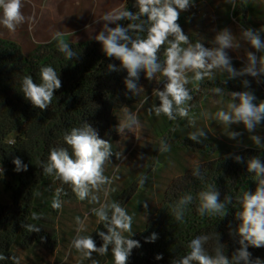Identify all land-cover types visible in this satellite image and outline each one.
Segmentation results:
<instances>
[{
  "label": "clouds",
  "instance_id": "1",
  "mask_svg": "<svg viewBox=\"0 0 264 264\" xmlns=\"http://www.w3.org/2000/svg\"><path fill=\"white\" fill-rule=\"evenodd\" d=\"M195 0H136L137 11L128 8H115L105 12L96 22L103 21L101 30L91 39L99 42L104 54L109 58L120 61V67L127 71L124 80L128 91L138 95L142 90L139 85L140 74L143 72L149 81L155 79L157 82L164 80L163 89H155L154 94L160 101L159 106L153 104L148 112L156 116L163 114L169 120L178 117L186 119L190 127L195 128L196 117L191 115L190 101L193 100L191 90L187 87L189 83L199 84L205 79L214 80L216 73L222 74L225 79L223 84L237 77H252L257 83L264 77V38L261 33L264 28L255 30L242 28L239 35H235L229 28L225 27L216 32L211 44L213 47H205L200 40L193 43L189 35H186L178 23L181 11L188 10ZM23 0H0V25L11 32L25 23L26 17L22 12ZM120 21H129L122 26ZM110 24L115 25L109 27ZM146 32V36L142 33ZM61 32H56L53 40L57 42L59 52L65 58L73 60L77 54L70 44L62 38ZM242 42L255 51L245 48L246 63L237 70L232 63V58L227 50H239ZM167 45L164 51V59L159 56L160 49ZM110 71H119L115 65L109 64ZM189 73H192L189 77ZM40 83L34 82L31 75L22 80L21 91L24 98L34 108L46 110L53 101L54 92L62 87V81L57 71L52 66H44L40 69ZM244 91H232L230 101L226 109L218 110L214 116L205 113L210 119L227 127L229 139L238 140L241 132L229 130L233 124H242L248 133H254L258 126L264 123V101L256 103L257 97L251 91V82L242 80ZM212 91L217 95H223L224 89L215 87ZM146 102V101H145ZM140 128L137 115L127 107L124 108L123 119L120 120L117 131L125 133L126 130ZM206 137L203 129H196L188 133V139L201 143ZM64 142L68 147H53L46 163H42L43 173L54 176L63 184L71 187L72 192L80 201L87 200L89 204L99 205L92 207L90 212L96 217L97 224L102 225L105 231H97L103 241L97 247L95 240L90 234H82L87 231L85 221L79 216L75 218L78 225L77 235L72 239L70 247L80 253L83 258L98 264L93 259V253L100 256L107 255L109 249L114 264H127L133 249H138L141 244L138 240L131 238L134 235L132 228L134 217L116 201L100 202L99 193L108 194V188L118 177L105 175V165L111 161L113 155L120 159L122 153L114 152L112 143L99 137L96 129L90 124L83 123L81 127H74L65 133ZM250 140L258 147L264 148V138L252 134ZM71 149V153L69 152ZM170 150V145L160 141V152ZM236 163H244L241 155H232ZM12 163L14 171L22 172L28 170V165L23 163L20 157H14ZM247 171L254 173L256 182L255 191H244L235 197L225 195L220 200V192L213 184L206 185V189L197 194V212L200 216H218L220 219L228 214V206H239L235 212V218L240 222L235 229H231L229 235L239 237L237 243L239 248L229 258L225 254V245L220 242L219 235L215 237V246L210 253L205 245L210 240L208 235H197L188 243L190 251L179 258L172 260L171 264H262L259 258L252 259L249 246L254 248L264 247V162L259 156L247 159ZM4 173L0 167V176ZM192 175L202 182L204 175L199 166L193 169ZM147 177L140 178L139 183L143 186ZM115 191V189H111ZM61 189H57L56 196L52 200V208L59 210L62 207L60 200ZM194 200L192 194L184 195L173 208V214L177 221L184 217L185 206ZM147 203L144 208L147 209ZM33 218H37L34 214ZM29 233L40 232V227L35 224L23 225ZM44 238L41 237V240ZM158 239L157 233L145 237L146 243H154ZM3 253H0V261H6ZM14 264H19L15 257H10ZM156 260L163 259L162 254L155 256Z\"/></svg>",
  "mask_w": 264,
  "mask_h": 264
},
{
  "label": "trees",
  "instance_id": "2",
  "mask_svg": "<svg viewBox=\"0 0 264 264\" xmlns=\"http://www.w3.org/2000/svg\"><path fill=\"white\" fill-rule=\"evenodd\" d=\"M135 2L124 0L123 8L137 11ZM119 23L126 26L129 21ZM178 23L182 27L186 18L179 16ZM141 35L146 36V32ZM68 43L77 54L73 60L66 59L59 52L57 42L53 39L38 45L30 54H25L16 42L0 39V167L4 169L2 183L6 191L11 193L9 204L0 203V253L9 257L6 261H0V264H14L10 257H15L22 264L20 250L29 251L37 246L52 252L57 250L55 220L61 208L53 209L52 200L57 189L62 190L59 197L62 204L76 202L77 197L69 185L54 176L45 175L42 163L47 162L53 147H68L63 140L65 133L74 127H81L83 123L90 124L100 138L111 142L113 115L135 97L124 83L127 71L120 67L118 59L104 54L99 42ZM166 47L160 49L161 60L164 59ZM109 64L120 70L110 71ZM44 66H52L57 71L62 87L55 90L52 104L46 110H40L24 98L21 88L23 78L28 75L39 84L40 69ZM222 84L223 81L214 82L215 87ZM198 144L209 147L210 152L218 151L215 145L206 140ZM232 155H241L244 163H236ZM252 156H259L264 162V148L249 146L209 158L197 165L204 175L203 182L192 175L197 166L173 181L158 211L141 231L131 237L138 240L141 247L133 249L127 264H171L172 260L190 251L188 243L197 235L210 236L205 248L211 253L218 234L220 242L225 245V254L230 258L240 247L237 243L239 237L229 235L230 230L240 223L235 218L239 206L233 208V205H229L228 214L222 219L207 214L200 216L197 212V194L205 190L208 184L217 187L221 201L225 195L233 196L235 202V197L244 191L254 192L257 186L254 173L247 171V159ZM14 157H20L28 165L26 172L14 171ZM134 186L126 189L116 202L125 205V199L130 198L135 190ZM187 194H192L194 200L185 206L183 219L177 221L173 208ZM34 214L37 217L35 219ZM26 224L39 226L40 232L29 233L23 226ZM99 230L106 232L102 225L94 232L92 238L97 247L103 243L97 234ZM152 233H157L158 239L154 243H146L145 237ZM41 237L44 239L41 240ZM248 250L253 260L259 258L264 264V247L249 246ZM157 254H162L163 259L156 260ZM92 258L98 264H114L111 249L104 256L93 253ZM88 264H91L90 260Z\"/></svg>",
  "mask_w": 264,
  "mask_h": 264
},
{
  "label": "rangeland",
  "instance_id": "3",
  "mask_svg": "<svg viewBox=\"0 0 264 264\" xmlns=\"http://www.w3.org/2000/svg\"><path fill=\"white\" fill-rule=\"evenodd\" d=\"M54 2V5H62L63 0H23L22 12L26 17L24 24L18 26L15 32L9 31L0 25V39L10 40L19 44L25 54H30L38 45L44 44L52 37L44 36L45 41H39L37 29L42 27L45 20L53 22L55 30L61 32L65 41L79 43L94 40L91 36L96 35L103 26V21H96L107 11L124 6V0H105L106 9L96 8L98 0H72L69 8H54L50 10L37 9L36 2ZM70 2L71 0H67ZM82 1H88L83 5ZM39 5V4H38ZM36 6V7H35ZM180 16L186 18V23L181 28L190 40L195 43L200 40L205 47H213L211 44L216 32L225 27L229 28L235 35H239L242 28L259 30L264 28V0H195L194 4L186 11H181ZM110 24L109 27H113ZM264 38V32L261 33ZM245 48L250 51V46L242 42L239 50H227L232 58L233 66L239 70L246 63ZM192 73H189L191 77ZM225 77L216 73L214 80L205 79L196 84L189 83L193 100L190 102L191 115H195V128L188 125L186 119L177 118L172 121L161 114L149 113L148 109L160 101L156 98L155 89L162 90L164 80L157 82L155 79L149 81L145 74H140L139 85L142 90L135 95L133 101L126 107L135 113L140 121V128L132 131L126 130L119 133L116 129L120 120L123 119L124 108L115 113L111 119L113 135L111 138L114 152H121L120 159L113 155L105 165V175L118 177L108 188L107 196L99 193L100 202L106 200L117 201L120 195L130 186L135 185V190L130 198L125 199L123 205L128 214L133 215L132 228L134 234L141 231L145 224L155 215L160 208L161 202L171 186L172 182L183 176L188 170L220 155H226L238 149L246 147H257L251 140L252 134L264 138V123L257 127L254 133H248L242 124L231 125V131L241 132L238 140L229 139L227 127L210 119L205 113L213 115L220 109H226L230 101L229 92L244 91L242 80L251 82V91L257 97L256 103L264 101V77L261 82L252 77H237L229 80L220 87L224 89L223 95L215 94L214 82L223 81ZM146 101V102H145ZM196 129H203L206 137L202 138L218 148L216 152H210L209 147L199 146L188 139V133ZM164 140L170 145V150L160 152V141ZM185 141V142H183ZM187 145H186V144ZM209 153V154H208ZM211 157H210V156ZM146 176V183L141 186L140 178ZM115 189L112 191L111 189ZM11 193L6 191L0 176V203L9 204ZM147 203V209L144 204ZM87 200L62 204L60 214L55 220V232L58 238V248L52 252L43 246H37L32 250H20L22 264H88V259L70 247L72 239L77 235L78 227L75 218L79 216L85 221L87 231L82 234L93 236L98 228L96 217L91 214L92 207Z\"/></svg>",
  "mask_w": 264,
  "mask_h": 264
},
{
  "label": "crops",
  "instance_id": "4",
  "mask_svg": "<svg viewBox=\"0 0 264 264\" xmlns=\"http://www.w3.org/2000/svg\"><path fill=\"white\" fill-rule=\"evenodd\" d=\"M80 0H78L79 2ZM73 1L71 0L70 2H68L67 0H63L62 1V5L58 6V3L57 5H54L55 3L54 2H48V1H44V2H36L37 4V9H42V10H50V9H54V8H61V9H66V8H69L68 7V4L72 3ZM84 3H88V1H85L83 2L82 1V6L83 8H89V5H83ZM39 4V5H38ZM96 8L98 9H106V1L105 0H98L96 2ZM36 7V6H35ZM37 35L39 37V41H45L43 39V37L46 35H48L49 37H52L55 35V33L57 32V30H55L54 28V25H53V22L49 19V20H45L44 23L42 24V27L40 29H37ZM64 37V36H62ZM67 41V40H66ZM68 42H71L68 40ZM21 252V251H20Z\"/></svg>",
  "mask_w": 264,
  "mask_h": 264
}]
</instances>
